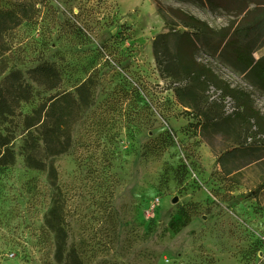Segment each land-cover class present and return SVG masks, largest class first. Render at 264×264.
<instances>
[{
  "label": "rangeland",
  "instance_id": "rangeland-1",
  "mask_svg": "<svg viewBox=\"0 0 264 264\" xmlns=\"http://www.w3.org/2000/svg\"><path fill=\"white\" fill-rule=\"evenodd\" d=\"M17 1L0 0V8ZM156 1L160 11L154 0L28 7L0 61V95L16 102L12 122L0 125L16 151L15 163L0 167V264H264V123L231 116L238 104L213 85L193 93L187 80L162 77L153 52L167 27L188 30L167 26L168 7L215 30L234 14ZM196 40V59L250 93L264 116L263 92ZM46 62L58 70L55 87L33 79ZM13 71L31 86L29 100L7 81ZM84 83L88 105L77 92ZM49 99L52 139L71 145L36 156L46 167L38 170L26 160L34 129L25 116ZM52 210L67 233L61 258L47 225Z\"/></svg>",
  "mask_w": 264,
  "mask_h": 264
},
{
  "label": "trees",
  "instance_id": "trees-1",
  "mask_svg": "<svg viewBox=\"0 0 264 264\" xmlns=\"http://www.w3.org/2000/svg\"><path fill=\"white\" fill-rule=\"evenodd\" d=\"M32 1L18 0L9 9L0 8V61L8 50L9 41L14 31L24 19L30 17L28 7ZM154 1L157 3L156 0ZM194 1L201 5H208L213 11L223 9L233 12L234 19L221 29L215 30L206 21L180 8H166L167 12L163 17L167 26L178 25L188 30L180 32L173 27H167L155 39L153 52L160 75L187 80L186 85L183 83L176 85L174 88L176 96L180 95V91L185 86L191 89L193 93L198 89L204 90L211 85L217 87L224 97H230L238 104L237 111L231 116L238 115L237 118H241L247 124H251L253 121L254 126H259L260 129L264 123V116L254 106L250 93L232 87L211 68L196 59V52L199 48L196 38L198 37L206 48L219 53L225 63L243 74L251 85L257 87L264 94V55L259 58L254 55L259 48L264 46V0ZM157 6L159 11L163 8L158 3ZM171 40L173 41L172 45L170 44ZM31 72L33 79H36L37 76L43 78L44 84L48 88L57 85L59 74L52 64L46 62L35 67ZM20 74V71L11 72L7 81L12 82L16 91L21 90L27 93L25 97H20L27 101L30 98L31 86L23 81ZM86 87L87 84L84 83L77 89L82 105L89 104V97L86 99L82 97ZM51 100L41 103L32 110L31 114L25 116L27 127L34 129L26 141V160L29 167L38 170H45L46 167L44 162L37 159L36 156L41 155L42 152L51 153L53 148L55 152L61 153L67 151L71 145L70 137L64 141L58 138L57 143L52 139L53 130H51L50 118L54 102L49 103ZM14 103L16 102L0 95V125L12 122ZM14 139V134L8 128L0 130V167L12 166L15 163ZM30 141L34 142L33 147L32 145L30 147ZM47 225L56 235L57 258H61L65 253L67 233L58 223L54 210L47 220Z\"/></svg>",
  "mask_w": 264,
  "mask_h": 264
},
{
  "label": "water",
  "instance_id": "water-1",
  "mask_svg": "<svg viewBox=\"0 0 264 264\" xmlns=\"http://www.w3.org/2000/svg\"><path fill=\"white\" fill-rule=\"evenodd\" d=\"M174 202H177V199H175Z\"/></svg>",
  "mask_w": 264,
  "mask_h": 264
}]
</instances>
